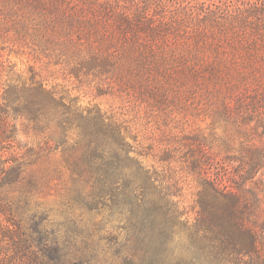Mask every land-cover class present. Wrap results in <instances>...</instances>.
<instances>
[{
  "label": "trees",
  "instance_id": "16d2710c",
  "mask_svg": "<svg viewBox=\"0 0 264 264\" xmlns=\"http://www.w3.org/2000/svg\"><path fill=\"white\" fill-rule=\"evenodd\" d=\"M0 44L138 105L210 119L214 131L241 139L238 155L215 151L201 130L148 152L128 121L81 107L33 67L28 78L5 71L0 52V264H82L65 258L66 243L45 217L25 218L37 183L23 174L39 152L12 150L9 111L48 131V142L56 136L66 170L82 183L84 176L93 196L118 186L126 169L140 182L135 191L164 202L149 217H187L172 199L190 178L195 219L183 224L208 264H264V186L256 178L264 169V0H0ZM164 207L174 209L162 214Z\"/></svg>",
  "mask_w": 264,
  "mask_h": 264
},
{
  "label": "rangeland",
  "instance_id": "374dc122",
  "mask_svg": "<svg viewBox=\"0 0 264 264\" xmlns=\"http://www.w3.org/2000/svg\"><path fill=\"white\" fill-rule=\"evenodd\" d=\"M3 47L0 52L6 61L5 71L10 72L13 68L15 74L28 78L29 67H33L48 86L67 92L70 98L79 101L81 107L97 105L108 115L128 121L133 131L139 133L138 139L148 147V152L151 143L161 149L168 140L201 130L215 151L222 153L228 149L238 155L241 139L224 137L221 129L214 131L210 119L189 116L186 121L183 114L175 110L169 113L167 110L171 108L157 111L145 104L138 105L133 99H125L99 87L90 79L70 77L61 67L35 62L27 51L0 44V48ZM7 75L6 78L12 77L9 73ZM9 113V121L15 129L12 150L20 155L29 149L30 153L39 152L33 154L30 159L33 162L23 174L24 181L34 179L37 183V189L27 197L25 218L34 214L45 217L43 223L52 230L53 237L66 243L65 258L68 261L82 264H208V259L202 256L205 253L201 255V250L194 246V238L189 236L183 224L185 218L191 223L195 219L197 190L190 178L187 180L190 184L184 185L172 199L174 207L187 213V217L178 218L171 211L163 214L167 209H174L169 207L162 210L163 217L154 214L149 217V210L164 206V202L154 200L149 195L151 191L148 196L135 191L134 186L140 182L128 177L126 169L117 176L118 186L101 196L97 193L93 196L94 189L85 183L84 176L82 183L66 170L61 149L55 150L56 136L52 135L53 141L48 142V131L39 130L33 122L12 111ZM213 132L217 135L214 136ZM76 133L72 127L70 135ZM228 138L230 140L226 141ZM50 145L52 150H47ZM153 161L150 157L147 164L158 167L159 164ZM256 178L261 179L264 186V169Z\"/></svg>",
  "mask_w": 264,
  "mask_h": 264
}]
</instances>
